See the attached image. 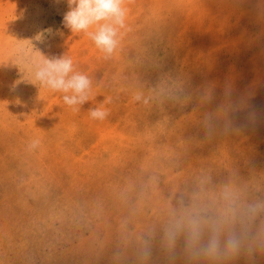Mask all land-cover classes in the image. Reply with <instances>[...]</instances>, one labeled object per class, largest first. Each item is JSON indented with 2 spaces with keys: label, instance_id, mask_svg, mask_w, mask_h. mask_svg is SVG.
I'll use <instances>...</instances> for the list:
<instances>
[{
  "label": "rangeland",
  "instance_id": "374dc122",
  "mask_svg": "<svg viewBox=\"0 0 264 264\" xmlns=\"http://www.w3.org/2000/svg\"><path fill=\"white\" fill-rule=\"evenodd\" d=\"M125 4L104 59L64 26L68 0H0V264H137L139 238L198 177L264 188V0ZM39 55L88 76L80 111L32 82ZM150 264H167L158 242Z\"/></svg>",
  "mask_w": 264,
  "mask_h": 264
},
{
  "label": "clouds",
  "instance_id": "9594fccd",
  "mask_svg": "<svg viewBox=\"0 0 264 264\" xmlns=\"http://www.w3.org/2000/svg\"><path fill=\"white\" fill-rule=\"evenodd\" d=\"M63 24L73 34L84 33L108 59L116 49L119 30L125 27V0H68ZM33 83L52 93H63V103L73 111L89 100L91 81L75 71L72 58L39 55L26 67ZM139 99V97H136ZM105 99L88 109L92 120L110 116ZM33 140L30 147L38 146ZM158 242L167 264H230L244 256L264 254V188L241 180L236 174L217 183L209 175L173 193L161 209V218L139 238L137 264H150Z\"/></svg>",
  "mask_w": 264,
  "mask_h": 264
}]
</instances>
